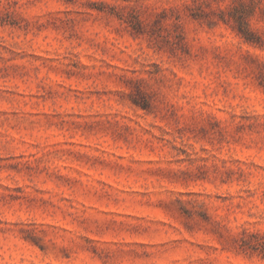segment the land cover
I'll list each match as a JSON object with an SVG mask.
<instances>
[{
	"label": "rangeland",
	"instance_id": "obj_1",
	"mask_svg": "<svg viewBox=\"0 0 264 264\" xmlns=\"http://www.w3.org/2000/svg\"><path fill=\"white\" fill-rule=\"evenodd\" d=\"M0 264H264V0H0Z\"/></svg>",
	"mask_w": 264,
	"mask_h": 264
}]
</instances>
